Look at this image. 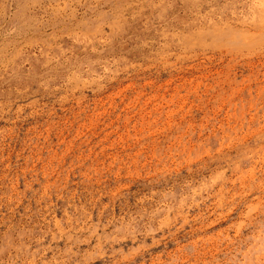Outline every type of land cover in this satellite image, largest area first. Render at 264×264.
I'll list each match as a JSON object with an SVG mask.
<instances>
[{"label": "rangeland", "instance_id": "374dc122", "mask_svg": "<svg viewBox=\"0 0 264 264\" xmlns=\"http://www.w3.org/2000/svg\"><path fill=\"white\" fill-rule=\"evenodd\" d=\"M0 264H264V0H0Z\"/></svg>", "mask_w": 264, "mask_h": 264}]
</instances>
